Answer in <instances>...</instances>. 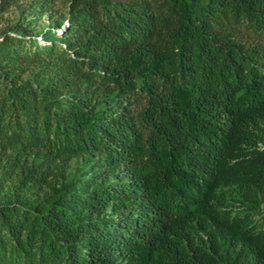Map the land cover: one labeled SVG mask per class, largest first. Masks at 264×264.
<instances>
[{
  "label": "trees",
  "instance_id": "16d2710c",
  "mask_svg": "<svg viewBox=\"0 0 264 264\" xmlns=\"http://www.w3.org/2000/svg\"><path fill=\"white\" fill-rule=\"evenodd\" d=\"M54 2L0 35V264H264V0H68L35 31Z\"/></svg>",
  "mask_w": 264,
  "mask_h": 264
},
{
  "label": "rangeland",
  "instance_id": "374dc122",
  "mask_svg": "<svg viewBox=\"0 0 264 264\" xmlns=\"http://www.w3.org/2000/svg\"><path fill=\"white\" fill-rule=\"evenodd\" d=\"M31 1L32 0H16L15 2L11 3L4 11H2L0 14V35L4 31H17V26H19V24H21L24 20V16L26 14L25 7H27ZM67 1L68 0H55L54 4L50 6L44 12L43 16L38 20V25L34 27V30L39 31L47 27H52L55 29L56 27L64 26L66 24V20L63 18V13L65 11ZM1 156L3 159H5L3 155ZM91 157L96 158L97 156L92 155ZM82 165V156L73 157L69 162L67 172L73 173L77 169H80ZM84 169V176H91L92 172L89 170V167L86 166ZM33 196H37V193L33 192ZM253 219L257 221L258 225L264 227V218L259 214L254 215Z\"/></svg>",
  "mask_w": 264,
  "mask_h": 264
}]
</instances>
